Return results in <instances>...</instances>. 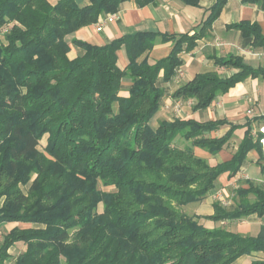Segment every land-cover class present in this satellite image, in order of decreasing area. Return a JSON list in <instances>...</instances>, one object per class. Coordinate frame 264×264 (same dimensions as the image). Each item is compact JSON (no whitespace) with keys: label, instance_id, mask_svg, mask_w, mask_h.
<instances>
[{"label":"trees","instance_id":"1","mask_svg":"<svg viewBox=\"0 0 264 264\" xmlns=\"http://www.w3.org/2000/svg\"><path fill=\"white\" fill-rule=\"evenodd\" d=\"M142 8L156 0H0V264H233L264 253V233L244 236L208 229L182 207L203 201L218 178L235 175L252 150H260L248 123L230 161L212 166L194 148L219 153L244 126L232 125L220 138L207 135L224 120H159L165 89L182 65L183 45L193 49L212 28L227 0H217L194 35H167L170 54L155 63L149 53L159 34L137 32L102 46L73 39L83 50L69 57L66 37L115 14L125 2ZM201 0H183L199 7ZM264 8V0H244ZM253 47L264 46L258 24L231 25ZM6 30V31H5ZM125 49L122 68L118 52ZM234 68L231 76L197 74L174 94L195 100L193 110L210 107L243 80L260 78L240 56L216 59ZM130 79L128 96H121ZM256 121H264L259 117ZM180 138L185 142L181 147ZM44 147H41L43 140ZM113 187V190L100 189ZM239 187L235 208L215 204V222L264 216V188ZM254 196V201L248 199ZM103 210L99 212V207ZM20 224L30 227L21 228ZM24 243L17 257L11 250ZM251 264H264L256 259Z\"/></svg>","mask_w":264,"mask_h":264},{"label":"crops","instance_id":"2","mask_svg":"<svg viewBox=\"0 0 264 264\" xmlns=\"http://www.w3.org/2000/svg\"><path fill=\"white\" fill-rule=\"evenodd\" d=\"M47 1L55 5L59 0ZM76 1L81 7L87 6L91 2V0ZM216 1L201 0L199 7H193L186 5L183 0H156L153 4L142 8L136 6L133 1L125 2L115 13L117 19L113 23L107 24L102 32L96 31L95 24H93L67 36L66 40L71 45L69 57L74 59L83 54L81 48L72 44L73 39L102 46L113 39L133 35L137 32H154L159 36L149 53V60L151 63H155L166 58L174 46L173 42L165 41L162 35H194L201 29L209 15V9ZM241 22L258 24L264 34V8L244 0H227L219 17L213 22L209 35L197 40L193 49H187V45H183V51L180 54L182 65L177 68L172 80L165 82L161 73L157 83L158 87L165 89V96L160 111L150 122L153 127H157L159 120L163 119L169 121L195 120L201 123L224 120L227 122L226 125L207 135L211 138H220L230 130L232 125H245L234 132V137L219 153L212 154L208 150L194 148L195 155L206 159L212 166L232 159L244 138L248 123L253 128L254 137L259 131L264 134V121H256L257 118L264 117V81L260 78L249 77L237 83L226 94L218 96L210 107L197 111L193 110L195 100L175 99L173 94L197 74L217 73L220 77L226 78L237 71L234 68L218 67L215 64L218 58L235 55L242 57L245 64L254 68L264 67V46L253 47L245 40L239 29L231 27V25ZM118 56L120 66L125 68L128 58L124 48L118 52ZM127 81L128 83L123 82L121 96L129 95L131 81L130 79ZM177 143L181 147L185 146V142L180 138L177 139ZM260 149L261 151L252 150L249 152L237 174L231 175L229 172L222 174L214 189L203 201L184 206L186 208L194 205L189 207L187 212H184V207H182V212L197 217L200 223L208 229L225 228L228 231L252 237L264 233V216L259 217L257 214L234 221L215 222L208 218L215 213V204H219L225 209L235 208L238 198L236 191L239 187L247 188L250 182L264 188L263 146ZM248 199L253 202L254 196L249 195ZM8 225L13 226V224ZM256 259H264V253L243 256L233 264H251Z\"/></svg>","mask_w":264,"mask_h":264},{"label":"rangeland","instance_id":"3","mask_svg":"<svg viewBox=\"0 0 264 264\" xmlns=\"http://www.w3.org/2000/svg\"><path fill=\"white\" fill-rule=\"evenodd\" d=\"M125 83H128L127 79H125L124 81ZM46 144V140L44 139L41 143V147H44ZM100 189L102 190H113V187H103L102 184L100 183ZM194 205L192 206H188V207H184V212H187L189 211V207H193ZM103 210L102 206L99 207V212H101ZM13 226L12 225H5L2 227L1 229V232H0V240H2L3 236L5 235V233L7 231H9ZM20 227L21 228H26V227H30L29 225H25V224H20ZM26 249V245L24 243H18L12 250H11V253L13 255V257H17L18 255H20L21 253H23ZM263 255V254H262ZM261 255V256H262ZM13 264V263H11Z\"/></svg>","mask_w":264,"mask_h":264},{"label":"built area","instance_id":"4","mask_svg":"<svg viewBox=\"0 0 264 264\" xmlns=\"http://www.w3.org/2000/svg\"><path fill=\"white\" fill-rule=\"evenodd\" d=\"M116 19H117V15L116 14H111V15H108V16H106L104 18L103 17L100 18L99 21L95 24L96 31L102 32L107 24L113 23ZM261 143H262L263 151H264V138L261 139Z\"/></svg>","mask_w":264,"mask_h":264}]
</instances>
